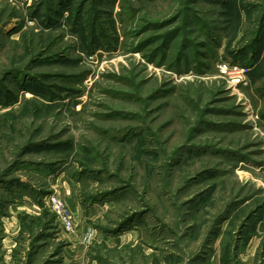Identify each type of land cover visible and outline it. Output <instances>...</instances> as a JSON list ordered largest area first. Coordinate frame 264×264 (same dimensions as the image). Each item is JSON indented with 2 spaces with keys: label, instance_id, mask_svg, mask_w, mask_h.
Returning <instances> with one entry per match:
<instances>
[{
  "label": "rangeland",
  "instance_id": "rangeland-1",
  "mask_svg": "<svg viewBox=\"0 0 264 264\" xmlns=\"http://www.w3.org/2000/svg\"><path fill=\"white\" fill-rule=\"evenodd\" d=\"M58 1L0 0V264H264V0Z\"/></svg>",
  "mask_w": 264,
  "mask_h": 264
},
{
  "label": "built area",
  "instance_id": "built-area-1",
  "mask_svg": "<svg viewBox=\"0 0 264 264\" xmlns=\"http://www.w3.org/2000/svg\"><path fill=\"white\" fill-rule=\"evenodd\" d=\"M221 69H225V67L222 66ZM48 203L52 205L53 210L57 213L63 228L69 233H73L75 228L74 217L66 205L55 196H51Z\"/></svg>",
  "mask_w": 264,
  "mask_h": 264
},
{
  "label": "trees",
  "instance_id": "trees-1",
  "mask_svg": "<svg viewBox=\"0 0 264 264\" xmlns=\"http://www.w3.org/2000/svg\"><path fill=\"white\" fill-rule=\"evenodd\" d=\"M58 2H59V5L62 6L65 3V0H59ZM51 22H52V19L48 20V23H51ZM263 118H264V114H263Z\"/></svg>",
  "mask_w": 264,
  "mask_h": 264
}]
</instances>
